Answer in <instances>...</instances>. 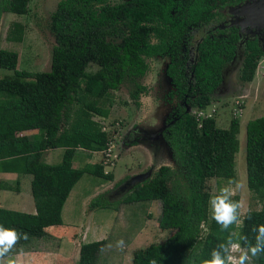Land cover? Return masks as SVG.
I'll return each mask as SVG.
<instances>
[{
  "label": "trees",
  "instance_id": "16d2710c",
  "mask_svg": "<svg viewBox=\"0 0 264 264\" xmlns=\"http://www.w3.org/2000/svg\"><path fill=\"white\" fill-rule=\"evenodd\" d=\"M109 0H61L51 16L55 37L50 69L27 72L17 69L18 54L0 50V68L12 76L0 79V172L32 176L31 195L35 214H19L0 208V227L15 230L18 239L40 237L44 229L62 224L63 205L73 186L84 174L111 181L103 164H85L74 168L77 149L101 151L108 137L93 115L102 118L108 112L99 105L110 91L125 80L142 77L144 58L173 54L167 68L176 92L183 99L176 118L167 129L168 141L186 178L185 200L172 194L165 182L166 169L136 185L122 202L160 201L169 227L174 233L160 244H152L136 253V264H199L211 259L213 249L231 236L241 247L256 243L258 226L264 225V117L246 125L245 160L247 188L261 204L260 210L247 211L240 220L224 230L209 215V179H235V155L239 150V120H231L227 129L216 126L212 117L200 125L186 106L204 110L221 82V68L234 54L237 35L227 39L204 38L197 63L185 66L181 59L183 40L194 38L189 27L212 28L217 20L214 9L231 0H127L111 6ZM28 0H0L3 13L25 15ZM185 11L181 21L171 12ZM161 21L163 27L153 25ZM20 32V34L17 33ZM22 26L14 25L7 39L21 41ZM118 37L119 43L108 40ZM155 38L158 43H152ZM264 51L255 41L246 43V53L239 78L251 82ZM98 70L88 74L89 65ZM87 81L81 88V80ZM135 94L143 87L136 86ZM37 130L34 136L21 132ZM64 149L62 163L49 165L42 156L47 149ZM238 201L237 197L231 198ZM90 207L99 206L95 198ZM207 231L202 236V226ZM257 228L254 232L253 229ZM26 238V239H27ZM104 241L84 244L79 249L78 264H97ZM218 251L223 250L217 248ZM17 252L16 243L4 257ZM251 255V253H249ZM251 264H264V252L252 257Z\"/></svg>",
  "mask_w": 264,
  "mask_h": 264
},
{
  "label": "rangeland",
  "instance_id": "374dc122",
  "mask_svg": "<svg viewBox=\"0 0 264 264\" xmlns=\"http://www.w3.org/2000/svg\"><path fill=\"white\" fill-rule=\"evenodd\" d=\"M246 1V2H245ZM251 1H254L252 3ZM61 0H28L27 13L17 15L3 13L0 17V50L16 52L18 54L17 69L27 72H47L50 69L51 57L56 47L55 37L51 32V16L56 11ZM126 0H109L111 6L125 3ZM257 3V4H255ZM264 0H244L242 5L224 6L216 10L221 22L212 32L194 35L193 43L186 47L192 62L201 55L197 46L204 38H226L232 29L237 28L239 41L234 50L231 61H227L222 69L219 86L212 94V101L204 110L187 106L197 122L212 117L216 126L227 129L232 119L239 120V150L235 155V179H209L206 181V191L210 196L220 194L222 188L231 192L230 199L237 197L240 208L238 217L251 210H260L261 204L247 188L245 142L246 125L248 122L264 117V57L258 61V67L251 82L240 80V70L245 56L244 43L247 40L257 39L264 51ZM22 26L21 41L11 42L7 39L14 25ZM156 25V24H153ZM20 34L19 31H17ZM108 40L119 43L118 37H108ZM152 43L158 41L152 38ZM147 64L145 74L133 81L125 80L117 90L110 91L108 96L99 103L107 112L106 118L93 115L106 132L108 145L105 149L94 154L77 149L73 167H83L84 158L89 155L91 164H103L105 173L113 176L111 181L84 174L72 189L62 211L63 227L55 228L54 236H63L68 244L63 242L60 257H66L61 263L59 257L45 254L49 264H78L79 249L85 242L104 241L99 264H136L135 254L152 244H160L174 233L169 227L166 213L160 201H144L124 204L123 198L133 188H127L132 177L151 170L153 178L160 169H166L164 176L166 185L173 195L185 200L187 193L186 178L180 163L173 154L168 141L167 129L169 123L176 118V111L184 101L167 75V68L172 61L169 55L162 57L144 58ZM98 66L91 64L87 67L88 74L98 70ZM12 72L0 68V79L12 76ZM87 81L81 80V88ZM136 86L143 87L133 95ZM55 154L45 163L55 165L61 162L63 149H56ZM145 180V181H146ZM127 184V186L125 185ZM125 185V193L112 197L111 193ZM237 185H239L237 187ZM24 198V197H23ZM27 198V196H26ZM99 199V206L109 204V208L90 207L92 201ZM209 215L211 218L210 206ZM239 223L235 224L238 227ZM74 230L72 231V228ZM69 228V230H68ZM62 229H66L63 231ZM207 226H202V236ZM71 233V234H70ZM66 234V235H65ZM69 237H66L68 236ZM63 238V237H62ZM124 241L121 249L118 241ZM55 248L58 242L41 241L40 237L22 239L16 242L18 253L28 248L37 250L45 247ZM84 243V244H83ZM54 250V249H53ZM16 252V253H17ZM239 256V253H233ZM64 256V257H63ZM10 258L0 259V264H8ZM12 261V260H11Z\"/></svg>",
  "mask_w": 264,
  "mask_h": 264
},
{
  "label": "crops",
  "instance_id": "0c3cea01",
  "mask_svg": "<svg viewBox=\"0 0 264 264\" xmlns=\"http://www.w3.org/2000/svg\"><path fill=\"white\" fill-rule=\"evenodd\" d=\"M37 134H38L37 130H29V131L21 132L19 134V136L31 137V136H34ZM56 149H60V148L47 149L46 151H44L43 156H42L43 162H45L47 160L48 161L55 160L57 158ZM81 150H83V149H81ZM85 151L89 152L91 154H94V155L96 153V151H88V150H85ZM76 152H77V150H76ZM53 153L55 154V159L49 160L52 157ZM63 153H64V149H63ZM83 158H84V161H86L85 163L91 164V162H92L91 158L92 157H90L89 155H86ZM62 159H63V155H62ZM61 163H62V160L60 163L55 164V165H59ZM31 180H32V176L28 175V174L0 172V208L15 211L19 214H35L36 213L35 205H34L32 195H31V186H30ZM74 186H73V188H74ZM71 191H70V193H71ZM70 193H69V195H70ZM69 195H68V197H69ZM26 196H27V198H26ZM68 197H67V199H68ZM67 199H66V201H67ZM66 201H65V203H66ZM65 203H64V205H65ZM64 205H63V207H64ZM62 211H63V208H62ZM61 215H62V212H61ZM63 226H64V224H63V220H62L61 225L51 226V227L44 229L43 234L40 236L41 241H46V242L53 241V240L57 241L58 246L56 247V249L48 247L47 243H45L44 248L39 249V250H37L35 248H28V246L27 247L25 246V250L22 253L17 252L10 257L0 258V259L10 258L14 262V264H49V262H47V260H45L46 259L45 254L48 255L51 253L52 255H54L55 261H57L56 258L59 259L60 254L63 251L61 245H63V242L66 241V243H67L68 241L64 237V235L63 236L62 235L61 236H54L52 234V232L55 230V228H58V227L61 228ZM62 230L66 231V229H62ZM68 230H69V228H68ZM73 230H74V227L72 228V231ZM66 237H69V235ZM34 238H36V237H31V240H33ZM37 239H38V237H37ZM87 243H89V242H85V244H87ZM68 244L71 245L73 243L68 242ZM77 251H78V249L76 250V256L79 253ZM101 256H102V253L100 254L99 260H100ZM60 258H61V260L59 259V261L61 263H63V261H65V259H66V257H64V258L60 257ZM99 260H98L97 264H99Z\"/></svg>",
  "mask_w": 264,
  "mask_h": 264
},
{
  "label": "clouds",
  "instance_id": "9594fccd",
  "mask_svg": "<svg viewBox=\"0 0 264 264\" xmlns=\"http://www.w3.org/2000/svg\"><path fill=\"white\" fill-rule=\"evenodd\" d=\"M230 183H234L231 181ZM239 185H237L238 187ZM231 192L228 188H222L219 195L210 197L209 206L212 218L222 226L224 230L228 229L234 223H239L238 209L240 204L230 199ZM254 232L257 228L253 229ZM24 238H27L25 234ZM247 247H241L239 242H234L230 236L225 243H221L217 248L223 250L218 251L217 248L213 249L211 259H201L199 264H251L252 257L264 252V225L258 226V234L255 237L256 243L254 246L250 245L246 237H240ZM18 235L15 230L4 229L0 227V257H4L10 251L13 245L17 242ZM118 245L122 249L124 241H118ZM239 253V256L233 253ZM251 253V255H249ZM8 264H14L9 260ZM155 264V262H153Z\"/></svg>",
  "mask_w": 264,
  "mask_h": 264
},
{
  "label": "flooded vegetation",
  "instance_id": "af4514ba",
  "mask_svg": "<svg viewBox=\"0 0 264 264\" xmlns=\"http://www.w3.org/2000/svg\"><path fill=\"white\" fill-rule=\"evenodd\" d=\"M127 1V0H126ZM243 2H244V0H231V1H229V2H227V3H224V4H222L221 6H219L218 8H216V9H214L213 10V12L215 13L216 12V10H218V9H220V8H223L224 6H230V5H233V4H235V5H242L243 4ZM246 2V1H245ZM252 3H254V1H251ZM255 4H257V3H255ZM182 12H185V11H178V12H171V15L174 17V19H176L177 21H181V19L183 18V13ZM215 16H216V20H217V22H216V24L212 27V28H210V29H207L206 27H201L200 29H196L195 27H189V29L194 33V35L195 34H198V33H202V34H204V33H208V32H212L214 29H216L218 26H219V24H220V22H221V20H220V18L219 17H217V15H216V13H215ZM153 24H156V25H159L160 27H163V23L161 22V21H154V23ZM232 33H235L236 35H237V37H238V39H237V42L239 41V33H238V29L237 28H234V29H232L231 30V32L229 33V35L226 37V38H223L222 37V39H227V38H229V36L232 34ZM194 38H192L190 41H189V43L187 42V41H185V40H183V42H182V47H181V59H182V61L184 62V64H185V66H190V65H195L196 63H197V60H198V57L199 56H197L192 62H190V60L189 61H187V59L189 58V51L187 50L186 51V47H188V46H190L192 43H193V40ZM204 40V39H203ZM202 40V41H203ZM202 41L199 43V45L197 46V48H199V46H200V44L202 43ZM249 41H255V42H257V44L260 46V44H259V41L257 40V39H252V40H247L245 43H244V48H245V53H246V43L247 42H249ZM237 42H236V44H237ZM236 44H235V46H236ZM235 46H234V49H235ZM261 47V46H260ZM262 48V47H261ZM199 50V49H198ZM263 50V49H262ZM166 55V54H165ZM167 55H169L171 58L173 57V54H167ZM164 56V55H163ZM233 56H234V54H233ZM159 57H162V56H159ZM245 57V56H244ZM264 57V56H263ZM153 58V57H152ZM233 58V57H232ZM232 60V59H231ZM231 60H229V61H231ZM244 60V59H243ZM228 61V62H229ZM243 64V63H242ZM223 67V66H222ZM242 68V67H241ZM222 69V68H221ZM221 77H222V73H221ZM189 107V106H188ZM186 108H187V106H186ZM188 112V111H187ZM127 186V185H126ZM127 188H129L128 186H127ZM126 191L125 190H123V188L122 187H120L119 189H117L116 191H114L113 193H111L112 195V197L114 196V194L116 193L117 195H121V194H124Z\"/></svg>",
  "mask_w": 264,
  "mask_h": 264
},
{
  "label": "water",
  "instance_id": "95a60500",
  "mask_svg": "<svg viewBox=\"0 0 264 264\" xmlns=\"http://www.w3.org/2000/svg\"><path fill=\"white\" fill-rule=\"evenodd\" d=\"M263 11H264V9L260 13H263ZM150 174H151V170L146 172V173L139 174V175L132 177L130 179L129 183H127L128 187L134 188L136 185L143 183L150 176ZM127 184H125V185H127ZM125 185L122 186L123 190H125Z\"/></svg>",
  "mask_w": 264,
  "mask_h": 264
}]
</instances>
